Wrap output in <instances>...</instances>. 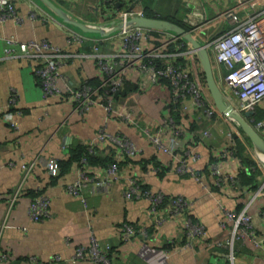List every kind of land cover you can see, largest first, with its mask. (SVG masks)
<instances>
[{
    "label": "crops",
    "instance_id": "0c3cea01",
    "mask_svg": "<svg viewBox=\"0 0 264 264\" xmlns=\"http://www.w3.org/2000/svg\"><path fill=\"white\" fill-rule=\"evenodd\" d=\"M48 1L64 10L67 20L42 0H12L22 21L0 24V228L5 222L0 235V255L4 256L0 264H30V258L49 264L56 257L59 262L54 264H72L75 250L80 246L89 249L92 238L101 249H111L110 264H211L212 257L227 264H264V250L249 240H235L232 262L228 260L231 252L226 243L233 221L223 215V209L238 212L246 207L259 240L264 241V194L257 195L250 183L243 186H250L249 190L233 189L240 175L246 178L256 170L251 171L237 156L213 162L229 147L230 133L235 141L241 138L247 144L244 157L256 159L253 144L238 124L220 116L199 121L200 112L189 99L175 104L166 79L139 90L137 69L128 71L123 95L114 98L118 111L134 110L135 125L126 117L109 113L105 104L76 110L70 88L97 86L101 80L92 54L113 55L122 63L127 61V50L115 35L106 38L84 33L68 22L95 21L97 0ZM149 2L152 0L144 3ZM233 3L224 0V8ZM176 4L168 6L166 13L158 11L155 4L149 9L172 17ZM9 39L20 44L46 42L61 51V57L55 59L57 76L51 75L55 78L53 93H46L41 80L37 82L36 64L30 63L37 59L23 56L22 48L9 45ZM157 41L156 37L144 38L141 46L150 50ZM38 64L47 67L44 58ZM193 64L202 73L196 60ZM200 80L202 83L201 75ZM206 87L203 85L213 102ZM175 130L179 136L175 137ZM145 131L158 134L167 151L154 146ZM101 133L117 141L101 140ZM51 161L58 166L57 176L47 169ZM183 163L195 170L199 181L181 175ZM30 165H34L32 172L9 209L7 200ZM111 167L116 169L114 174ZM258 168L263 171L262 184L264 168ZM82 169L87 171L88 180L81 193L75 194L70 187L78 182ZM93 181H108L109 186L94 189ZM130 182L139 187L138 196L127 199ZM143 191L162 194L166 200L162 205L169 198H185L191 202L187 216L169 215L166 208L152 212L151 202L140 197ZM39 196L48 202V217L35 222L29 215V204ZM188 219L202 225L205 235L196 240L186 236L182 226ZM157 220H162L161 224H156ZM124 224L143 233L125 239ZM77 264L101 263L87 258Z\"/></svg>",
    "mask_w": 264,
    "mask_h": 264
},
{
    "label": "built area",
    "instance_id": "2783aa9c",
    "mask_svg": "<svg viewBox=\"0 0 264 264\" xmlns=\"http://www.w3.org/2000/svg\"><path fill=\"white\" fill-rule=\"evenodd\" d=\"M141 1L97 0L95 21L81 19L85 25L90 27L103 26L107 30L112 26H121L114 38H120L123 41L127 50V61L121 63L113 55H101L97 53L98 51H95L92 56L97 62L101 80L97 86L86 85L82 89L70 88V93L76 103V110H86L95 104H105L109 113L126 117L130 119L132 125H135L134 110L129 108L118 111L115 107L114 96L123 90L128 71L137 69L140 81L138 83L139 90L158 84L161 80L166 79L170 82L175 104L178 105L180 101L189 99L200 112L199 121L220 116L226 118L229 122H233V119L219 112L214 103L211 102L201 83L200 73L194 67L193 62L190 70L184 71L175 61L180 57L194 59L196 56L195 51L184 41L182 36L160 30L134 27L130 24L133 18L146 17V11L141 5ZM180 2L182 7L185 8L182 20L188 25V30L186 31L207 52L213 76L224 103L233 113L240 116L259 137L260 148L253 147L252 150L256 155V166L264 168V120L257 122L253 117L258 109L264 110V107H262L264 106V0H234L231 7H225L215 17L207 19L199 0H180ZM119 4L121 5L118 6ZM58 10L65 18L67 17V13L64 10L60 8ZM8 21L20 23L22 18L17 13L12 0H0V24ZM223 26L226 28L223 29ZM152 37L153 39L154 37L158 38L156 46L150 50L143 49L141 46L142 40L144 38L151 40ZM0 40H2L1 37ZM7 42L9 45L20 46L24 53L23 56L28 59H45L47 67H40L36 64L34 65V73L41 80L44 91L49 94L53 93L55 78L51 75L57 76L59 64L55 59L61 57V51L53 49L46 42L41 45L34 41L20 44L14 39H9ZM171 48H173V51H171ZM182 49L185 50L181 51ZM46 51L49 52V55L44 54ZM165 59L166 61L162 62ZM160 63L164 64V66H160L162 65ZM177 110L178 107L175 108V112ZM246 113H249L250 116L246 117ZM5 119H8V115H5ZM145 133L149 134L148 131H145ZM174 135L175 137L179 136V130H175ZM205 135H208V132ZM233 136L230 133L228 137L229 147L220 152V157L215 158L214 163H219L220 159H226L227 157L229 159V157L235 156L238 149H235L236 142ZM111 137L101 133L99 139L109 138L113 142L117 141ZM149 140L154 146L167 151L163 148L158 134H149ZM240 142L245 147L247 146L241 138ZM130 152L134 153L135 150L132 149ZM82 163H84V159ZM256 166H249V169L254 171ZM33 167L34 165H30L25 169L21 183L7 200L9 209L19 199L23 185L31 174ZM47 169L53 176H57L59 173L58 166L53 161L47 163ZM109 171L114 174L116 169L111 167ZM180 173L199 181L195 170L185 163L181 165ZM216 174H218V170ZM87 180L88 173L82 169L78 182L71 186L70 189L75 194H80L85 186L84 182ZM108 186V181H93L94 189L102 188L106 190ZM138 189V186H133L132 182H130L125 192L126 198L132 199L138 196ZM257 190V195L260 193L264 194V181ZM140 197L146 198L151 202L152 212H156L158 208H166L167 213L174 216L186 215L191 205V202L183 197L169 198L166 205H162L166 201L164 196L162 194H152L149 191H143L140 193ZM48 210V202L43 196H39L29 204V215L35 222L47 218ZM222 213L233 221L232 231L229 232L230 239L226 243V249L231 252L228 255L230 262H232L233 243L235 240H249L255 246L264 250V241L259 240L253 227L252 218L248 214L246 207L238 212L223 209ZM261 215L264 219V208L261 211ZM161 222L162 220H157L156 224L159 225ZM4 225L5 222L0 228V235ZM182 228L184 229V234L191 237V239L195 238L196 240L205 235L204 227L199 223L192 222L191 219H188ZM141 233H143L142 230H138L132 225H123L122 234L125 239H133ZM208 246L211 247L210 245ZM110 253V248L101 249L96 240L92 238L91 247L89 249L78 247L71 258V262L72 264H77L88 258L101 264H110L108 258ZM2 259H4V256L0 255V260ZM29 262L30 264H39L35 258H30ZM55 262H59V258H54V262L49 264H54Z\"/></svg>",
    "mask_w": 264,
    "mask_h": 264
},
{
    "label": "water",
    "instance_id": "95a60500",
    "mask_svg": "<svg viewBox=\"0 0 264 264\" xmlns=\"http://www.w3.org/2000/svg\"><path fill=\"white\" fill-rule=\"evenodd\" d=\"M42 1L47 3L51 8L56 9L55 6L48 0H42ZM120 5L121 4H119L118 6ZM64 20H67V19L65 18ZM68 22L84 33H97L103 37H109L113 35L114 33H117L121 28V26L116 25V26H112L110 29L107 30L103 26L90 27L88 25L79 23L74 20H70ZM130 24L134 27H141V28L152 29V30H160V31L173 33L177 36H182L184 41L187 44H189L192 47V49L195 51V54L203 70L206 86L210 92L211 98L213 100V103L216 109L219 112L224 113L229 118L233 119L238 124L241 131L249 138V140L253 144V147L260 148V139L257 136V134L246 124V122L240 116L233 113L231 109L228 108L227 105L224 103L221 97L219 88L215 82L213 71H212V66H211L207 52L202 46L198 44V42L194 38H192V36L184 28L166 19H151L148 17L133 18L130 21ZM249 116L250 114L246 113V117H249ZM210 263L211 264H227L223 259H219L215 257L211 258Z\"/></svg>",
    "mask_w": 264,
    "mask_h": 264
},
{
    "label": "trees",
    "instance_id": "16d2710c",
    "mask_svg": "<svg viewBox=\"0 0 264 264\" xmlns=\"http://www.w3.org/2000/svg\"><path fill=\"white\" fill-rule=\"evenodd\" d=\"M145 4V11H146V17L148 18H151V19H166V20H169L179 26H181L182 28H184L185 30H188V25L185 24L183 22V20H177L175 16L173 17H162L160 15H157V14H154L151 12V10L149 9V6H153L155 4L154 0H152V2H149V3H144ZM184 11V10H182ZM184 16V14H183ZM183 19V18H182ZM115 35V34H113ZM157 36V35H156ZM185 49H182L181 51H184ZM171 51H173V48H171ZM196 60L198 62V64L200 65V68H201V71H202V67H201V64L197 58V56H195L194 59L192 58H189V57H181L177 60V63L181 66V68L184 70V71H189L190 70V66H191V63ZM30 63H33V64H37L40 66L39 63V60L37 61H32ZM157 63V62H156ZM162 64V63H160ZM160 66H164V64L160 65ZM201 75V79H202V83L203 85L206 87V82H205V77H204V74H203V71L202 73H200ZM40 79L37 77V82L39 83ZM207 88V87H206ZM126 89V88H125ZM124 89V90H125ZM138 91V89H136ZM121 92L117 93L114 97L115 99L119 97V95H123V94H120ZM125 93H126V90H125ZM178 115V114H177ZM255 121H262L264 120V110L262 109H258L256 111V113L253 115ZM236 148L235 149H238V151L235 153V157L237 156L239 158V160H241L245 165L247 166H256L255 162H253L251 159H247L246 157H244L243 155V150H244V145L242 144V142H240L239 140H236ZM110 163V162H109ZM255 172H253L250 176L246 177V178H243L242 175L239 176V178L235 181L236 184H235V187L233 189L237 190L240 188L242 189H250V186H247V187H243L245 184H248L250 183L252 188L253 189H256L261 185V181L260 179L262 178V174L261 172L259 171V168L256 166L255 168Z\"/></svg>",
    "mask_w": 264,
    "mask_h": 264
},
{
    "label": "rangeland",
    "instance_id": "374dc122",
    "mask_svg": "<svg viewBox=\"0 0 264 264\" xmlns=\"http://www.w3.org/2000/svg\"><path fill=\"white\" fill-rule=\"evenodd\" d=\"M199 1L201 2V6H203V8H204L206 19L209 17H214L215 15L220 13V11L224 8V0H199ZM144 2H145V0L141 1V5L143 7H144ZM154 2H155L156 9L158 11H160L161 13H166V12H164V10L167 9L168 6H170V5L175 6V4H176L175 0H154ZM176 2H178V5L176 4L177 6L174 7L176 10H175V13L173 16H175L177 20H182L185 8L182 7L180 0H176ZM211 9H214V10L211 11ZM182 10H184V11H182ZM111 36H109V37H111ZM106 38H108V37H106ZM243 153H245V151H243ZM251 160L255 161V159L254 158L252 159V157H251ZM262 172L263 171L261 170V174H262Z\"/></svg>",
    "mask_w": 264,
    "mask_h": 264
}]
</instances>
